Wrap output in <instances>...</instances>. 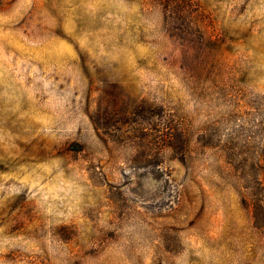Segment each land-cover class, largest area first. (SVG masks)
Listing matches in <instances>:
<instances>
[{
    "label": "rangeland",
    "instance_id": "rangeland-1",
    "mask_svg": "<svg viewBox=\"0 0 264 264\" xmlns=\"http://www.w3.org/2000/svg\"><path fill=\"white\" fill-rule=\"evenodd\" d=\"M0 264H264V0H0Z\"/></svg>",
    "mask_w": 264,
    "mask_h": 264
}]
</instances>
